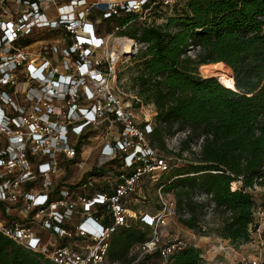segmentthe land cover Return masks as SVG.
Segmentation results:
<instances>
[{
    "label": "built area",
    "instance_id": "built-area-1",
    "mask_svg": "<svg viewBox=\"0 0 264 264\" xmlns=\"http://www.w3.org/2000/svg\"><path fill=\"white\" fill-rule=\"evenodd\" d=\"M176 1L0 0V232L56 264H119L108 259L107 249L112 234L128 223L127 200L144 175L154 180L169 163L146 137L153 129L152 114L140 126L111 91L108 76L124 46L114 40L110 44L109 37L131 20L145 21L157 8ZM131 12L135 15L126 24L115 22ZM106 23L111 25L109 31L101 27ZM39 29L59 34L32 38ZM122 36L127 37L114 39ZM127 38L133 54L147 45ZM198 47L188 44L186 52ZM147 105L153 110L152 104ZM102 123L107 129L97 146L98 169L104 167L107 173L83 169L76 183L69 181L60 160L72 163L84 149L83 141ZM201 140L182 151L178 148L177 159L194 155ZM116 157L119 164L113 161ZM73 164L83 167L82 161ZM256 187L254 182L252 188ZM156 196L159 206L152 212L140 210L136 217L149 227L136 249L138 257L156 251L165 260L190 241L179 236L164 239L176 198L162 185ZM210 196L198 192L194 198ZM213 208L211 204L207 210ZM231 213L226 209L224 215ZM252 216L250 241L259 244V252L253 257L235 254L232 264H264L259 255L264 244V200L253 207ZM210 226L200 223L197 230L205 232Z\"/></svg>",
    "mask_w": 264,
    "mask_h": 264
},
{
    "label": "trees",
    "instance_id": "trees-1",
    "mask_svg": "<svg viewBox=\"0 0 264 264\" xmlns=\"http://www.w3.org/2000/svg\"><path fill=\"white\" fill-rule=\"evenodd\" d=\"M134 15L124 14L115 22L124 25ZM129 33L147 42L136 53L140 62L132 82L142 101L156 107L149 139L163 143L164 134L183 129L188 131L181 140L187 148L202 138L193 159L174 164L175 174L158 184L176 190L177 209L188 212L179 218L185 225L197 228L196 210L204 215L213 204L223 214L232 212L220 222L222 237L234 244L250 240L257 202L248 187L264 182V0H177L164 22L136 25ZM188 44L199 46L194 55L187 54ZM212 63L231 69L234 88L216 75L198 74L199 65ZM113 161L120 163L118 157ZM198 192L211 196L197 200ZM147 232L134 222L119 226L109 240L108 259L120 264H203L201 248L191 242L165 260L156 251L128 255ZM0 264L56 263L0 232Z\"/></svg>",
    "mask_w": 264,
    "mask_h": 264
},
{
    "label": "rangeland",
    "instance_id": "rangeland-1",
    "mask_svg": "<svg viewBox=\"0 0 264 264\" xmlns=\"http://www.w3.org/2000/svg\"><path fill=\"white\" fill-rule=\"evenodd\" d=\"M182 1V0H181ZM173 5H164L159 8L158 10H154L152 13H150L145 21H141L139 19L132 20L125 28L124 31H117L114 34H112L111 37H109L110 44H114L115 40L114 37L116 35H126L127 37H133L136 41L137 38L133 35H131L129 32L132 30V28L136 25H144L147 23L152 24H161L166 19V16L171 13ZM101 27L104 29H107L109 31V28L111 25L109 23L101 24ZM59 32H54L53 30H46V29H39L35 31V33L31 36L32 38H50L55 37ZM114 40V42H113ZM142 49H139V53ZM197 52V50H191L190 52H187V54L194 55ZM126 53L123 52V55L117 57V61L115 64V69L109 73L108 80L109 84L111 86V91L118 94V98L121 101V103H124L129 110H131L134 114V118L137 124L140 126H143V123L145 122V118L147 115L152 114L153 116V126L155 124V112L156 107L153 103L150 102H143L142 99L138 96L136 91L134 90V85L132 82V76L136 72L138 63L140 61H137L139 58V55L131 54V55H124ZM197 72L201 76H218L221 78V80L224 81V79L229 78L232 75L231 69L228 68L224 64L220 63H212L207 66L199 65ZM140 98L139 101H136L135 96ZM148 103L152 104L150 105L153 110H149ZM107 123V122H106ZM102 123L98 128L94 129L95 135H91L87 137L84 142V149L79 150L77 153V156L72 159V163H69V160H66L62 158L60 160L61 168L66 172L65 178L69 181H72L74 183L77 182V177L80 175V173L86 169L92 170V168L98 169L99 164V158H98V148L97 146L101 143L103 139V134L105 133V130L107 129V124ZM113 130L117 131L118 125H112ZM183 129H177L173 133H166L163 136V143H160L158 140L151 141L148 137V134L146 135L148 141L151 145L156 147L159 151V153L163 154L167 157V161L170 165L173 164L170 170L165 171L162 173L157 172L155 173L154 178H158V181L155 183V179L151 178L149 175H144L139 183V189L130 196L127 200V204L130 211V216L128 218V223L138 222V212L140 210H152L156 209L159 204L157 200V188L159 186L158 183L165 182L170 180V178L175 174V165L181 162H185V160L193 159V154L190 158H186L185 160H178L177 157L181 155V152H179L177 149L179 148L181 151L186 149V145H184L182 139L185 138L186 134L184 135ZM97 133V134H96ZM86 137V136H85ZM180 153V154H179ZM173 157V158H172ZM176 157V158H174ZM117 158V157H116ZM176 160L175 163H173ZM83 162V167H78L77 164H73L74 162ZM102 166L110 167L111 164L102 163ZM97 166V167H96ZM90 170V171H91ZM102 181H106V178H102ZM236 186L239 185V181H235ZM165 190V189H164ZM248 190L253 195L255 201L258 203L260 201L264 200V182L263 183H257L256 188L248 187ZM175 189H169L165 190V192L175 195ZM145 197H144V196ZM176 198V196H175ZM153 210V211H154ZM135 212V215L132 213ZM197 215L199 217L197 224H207L209 223L211 226L207 231H199L197 228H191L187 225H185L179 218L187 217L188 212L185 210H178L175 206V213L169 218L168 223L166 224L165 228L163 229L165 231L164 239H168L174 236H179L181 238H185L186 240L190 242H194L197 246L201 248V253H203V264H232V259H234L235 254H239V256H245V257H253L256 253L259 252L257 245L253 243L250 238V240L246 242H240L238 244H234L229 241V239L222 237L219 234V226L220 222L223 218V212L218 209H212L211 211L207 210L204 215L200 214L202 213L201 209L196 210ZM253 217V216H252ZM252 221V220H251ZM250 221V222H251ZM199 222V223H198ZM140 228H148L149 227L143 225L140 223L138 225ZM264 229V228H263ZM147 232V233H148ZM205 236V237H204ZM138 242L133 244V246L130 247L128 251V255L134 254L137 252L136 245ZM228 245V247H222ZM262 249L260 250V257L264 259V244L260 245ZM138 254V253H137ZM119 262V261H118ZM120 264V263H119Z\"/></svg>",
    "mask_w": 264,
    "mask_h": 264
},
{
    "label": "bare ground",
    "instance_id": "bare-ground-1",
    "mask_svg": "<svg viewBox=\"0 0 264 264\" xmlns=\"http://www.w3.org/2000/svg\"><path fill=\"white\" fill-rule=\"evenodd\" d=\"M114 40H115V43H117L120 46H124V47H128V45L130 43V40L124 36L116 37ZM216 78L218 79V77H216ZM222 82L224 83L225 86H228V87L234 88V86H235L233 74L229 78L224 79V81L222 80Z\"/></svg>",
    "mask_w": 264,
    "mask_h": 264
},
{
    "label": "water",
    "instance_id": "water-1",
    "mask_svg": "<svg viewBox=\"0 0 264 264\" xmlns=\"http://www.w3.org/2000/svg\"><path fill=\"white\" fill-rule=\"evenodd\" d=\"M124 53L130 52L131 54H133V52L130 50V46L128 45V47H124Z\"/></svg>",
    "mask_w": 264,
    "mask_h": 264
},
{
    "label": "crops",
    "instance_id": "crops-1",
    "mask_svg": "<svg viewBox=\"0 0 264 264\" xmlns=\"http://www.w3.org/2000/svg\"><path fill=\"white\" fill-rule=\"evenodd\" d=\"M153 210H154V209H152V210H148V211L152 212ZM137 224L140 225V222L138 221ZM204 237H205V236H204Z\"/></svg>",
    "mask_w": 264,
    "mask_h": 264
}]
</instances>
